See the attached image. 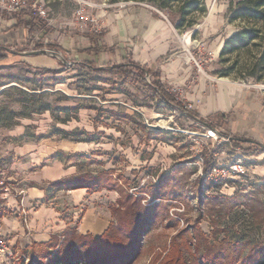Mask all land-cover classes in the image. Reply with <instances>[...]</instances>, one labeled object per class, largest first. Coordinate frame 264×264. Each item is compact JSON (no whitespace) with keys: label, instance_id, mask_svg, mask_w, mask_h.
<instances>
[{"label":"rangeland","instance_id":"374dc122","mask_svg":"<svg viewBox=\"0 0 264 264\" xmlns=\"http://www.w3.org/2000/svg\"><path fill=\"white\" fill-rule=\"evenodd\" d=\"M237 1L204 0L206 15L197 17L193 29L179 33L145 1L22 0L24 6L39 11L43 21L33 31L37 46L31 50L50 45L56 49H43L41 58L29 64L0 70V138L20 121L45 115L52 121L46 136L96 143L100 151L93 167H88V157L73 156L71 162L80 166L79 176L91 170L97 175L109 173L115 201L108 198L104 203L110 206L114 236L124 242L119 249H127L126 259L111 264H162L171 257L184 264H264V152L236 146L232 140L201 152L200 145L208 144L201 123L163 104L128 76L72 64L85 36L94 33L101 50L93 58L97 66L119 63L130 53L134 61L161 71V81L177 103L205 117L207 96L222 89L264 92V74L260 82L236 69L229 76L217 74L221 46L241 26L229 21V7ZM6 5L0 0V10L8 18L14 13L5 10ZM79 8L81 16L76 15ZM138 8L158 17L150 25H140L142 17L139 23L131 20ZM145 79L151 82L149 76ZM53 125L78 128L65 137ZM30 131L32 127L27 134ZM155 142L161 147L156 157ZM122 149L131 150L137 162L129 165ZM204 155L214 165L240 162L245 172L225 185L204 181L198 175ZM107 165L113 168L106 171ZM55 191L47 188L49 203L61 202ZM123 194L129 199L125 201ZM129 207L132 215L126 217L123 208ZM58 209L69 220L68 231L76 233L81 214L64 205ZM131 222L140 225L137 234ZM66 238L75 243V235ZM6 255L11 263H19L18 257Z\"/></svg>","mask_w":264,"mask_h":264},{"label":"crops","instance_id":"0c3cea01","mask_svg":"<svg viewBox=\"0 0 264 264\" xmlns=\"http://www.w3.org/2000/svg\"><path fill=\"white\" fill-rule=\"evenodd\" d=\"M155 15L138 8L132 12L131 20L137 23L138 18L142 17L140 25H150V20L158 17ZM14 23L13 16L9 15L7 18L0 10V70L10 65L29 64L31 60H38L42 56L33 55L36 50H31L36 46H33V31L36 30L30 33L21 27L12 30L10 28ZM168 23L172 26L169 21ZM172 28L174 29L173 26ZM87 46L88 42L85 38L80 50ZM49 47L51 45L44 46L43 49ZM98 49L99 53L94 56L80 54L79 50L74 59L88 60L96 64L93 58L96 59L101 53L99 47ZM127 57L135 63L146 66L150 71L158 72L162 83L160 70L134 61L130 53L122 61ZM204 112L205 117L195 113L201 118L217 113L224 116L220 122L214 123V127H217L221 134L224 135L223 132L227 131L232 136H241L259 146L264 145L263 91L241 90L235 87L222 89L216 95L207 96ZM53 126L63 133H70L72 129L78 128L77 125ZM29 127H32V132L27 134ZM51 128L52 121L45 115H40L34 120L20 121L5 130L0 138V181L5 189L4 199L0 202V240L7 245V250H0V264H13L6 254L18 257L16 259L19 261L18 264H34L35 260H39V252L48 250L54 253L55 250L49 249L48 245L56 243L58 248L64 233L69 230V220L61 217L58 209L60 205L72 208L74 214H81L76 227L79 236L99 238L113 222L110 206L106 203L108 198L111 199L110 202L115 201V192L111 190H100L97 187L66 190L59 187L56 191L62 196L61 202L49 203L48 184L69 181L79 176L80 166L71 162L72 157L90 158L88 167L91 168L96 162L93 161L96 160V152L100 151L94 147L95 142H73L46 136V132ZM88 128L86 127L85 130L88 131ZM156 144L157 142L152 145L155 157L157 150H161ZM121 152L129 165L137 162L131 150L122 149ZM61 155L67 156V159L59 158ZM112 168L107 165L105 170ZM86 174L95 177L98 172L91 170ZM104 193L106 195H103Z\"/></svg>","mask_w":264,"mask_h":264},{"label":"trees","instance_id":"16d2710c","mask_svg":"<svg viewBox=\"0 0 264 264\" xmlns=\"http://www.w3.org/2000/svg\"><path fill=\"white\" fill-rule=\"evenodd\" d=\"M107 1L111 4H115L119 0ZM140 1H145L162 12L174 29L179 33L193 29L197 23V17L205 16L207 12L204 0ZM12 16L15 20L14 25L10 28L12 30L21 27L30 33L43 26V21L39 15L30 7L20 10ZM155 16L157 17V15ZM229 21L239 22L241 26L235 33L224 40L218 55L220 69L217 71V74L220 76H229L230 72L236 69V71L245 72L248 77L256 82L262 81V76L264 74V0H238L234 5L229 7ZM85 38L87 39L88 46L80 50L79 53L87 56L97 55L99 53L97 47L99 35L90 33L87 34ZM43 48L44 47H37L35 50L42 51L39 49ZM50 48L56 49L55 47H49L48 49ZM239 59L241 60L240 63L237 61ZM72 61V64L83 67L87 70L96 72H115L126 77L128 76L153 91L155 96L163 104L184 112L187 116L207 128L214 127L215 121L220 122V119H223L224 117L222 114L217 113L207 118H201L187 107L181 106L160 82V75L158 72L150 71L146 66L133 62L130 57H127L120 64L109 63L103 64L102 66H96L94 62L88 60L74 59ZM45 70L50 71V69ZM146 76L151 78L150 83L146 82ZM62 134L65 137L72 136L70 133ZM147 134L149 135L151 132L148 131ZM230 140H232L236 146L244 144L249 148L253 146L258 148L259 151L264 152V147L244 138L230 137ZM212 165V159L210 157L206 158L204 161V172H207ZM59 187H63L66 190L89 189L93 187L111 190L112 188L109 173H102L95 177L84 174L69 181L48 184V188L53 191ZM124 196H126L124 199L125 201L129 199V196ZM123 210V214L126 215V217H131L130 215H132V213L130 212V207L123 208ZM129 224L135 226L133 222ZM138 226L140 225L135 226V229L132 231L133 234H137L139 231V229H137ZM66 234L70 237L75 235V243L67 241ZM66 234V236H63L64 241L61 242L58 248H56V243L48 245L49 249L55 250L54 253H51L48 250L39 252V260L36 264H111L118 260L122 261L127 257V249H119V245H123L124 242L122 239L114 236L112 224L99 238L96 239L90 236H79L73 231H67ZM128 241L131 243V237ZM162 264L184 263L179 257H171Z\"/></svg>","mask_w":264,"mask_h":264},{"label":"built area","instance_id":"2783aa9c","mask_svg":"<svg viewBox=\"0 0 264 264\" xmlns=\"http://www.w3.org/2000/svg\"><path fill=\"white\" fill-rule=\"evenodd\" d=\"M6 5V9L10 13H16L20 10H24L27 6L23 5L22 0H2ZM78 3H83V0H73ZM33 10V9H32ZM82 8H79L76 11V15L81 16ZM39 16L40 12L37 11ZM205 140L208 141V144L205 143L204 147L200 145V150L203 152L205 149H210L213 147L215 143H228L230 140L229 136H223L219 129L214 127H206L205 133L203 134ZM203 156V155H202ZM208 158L204 155L203 158H200V166L198 175L204 181H210L215 184L225 185L228 181L234 180L235 178L244 174V168L242 167L240 162H233L231 164H223V165H212L211 168L204 172V161ZM4 185L0 181V202L4 199ZM0 250H7V245L3 240H0Z\"/></svg>","mask_w":264,"mask_h":264},{"label":"water","instance_id":"95a60500","mask_svg":"<svg viewBox=\"0 0 264 264\" xmlns=\"http://www.w3.org/2000/svg\"><path fill=\"white\" fill-rule=\"evenodd\" d=\"M43 51H34L33 54H42ZM152 130H155V131H161L162 130V127L158 126V125H150L149 126Z\"/></svg>","mask_w":264,"mask_h":264},{"label":"bare ground","instance_id":"6f19581e","mask_svg":"<svg viewBox=\"0 0 264 264\" xmlns=\"http://www.w3.org/2000/svg\"><path fill=\"white\" fill-rule=\"evenodd\" d=\"M258 87H261V86H258Z\"/></svg>","mask_w":264,"mask_h":264}]
</instances>
